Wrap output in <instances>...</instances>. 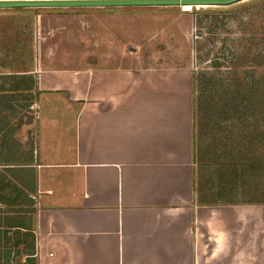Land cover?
Wrapping results in <instances>:
<instances>
[{
  "label": "crops",
  "instance_id": "1",
  "mask_svg": "<svg viewBox=\"0 0 264 264\" xmlns=\"http://www.w3.org/2000/svg\"><path fill=\"white\" fill-rule=\"evenodd\" d=\"M94 62V68L17 72L40 74L30 75L39 107L35 139L30 156L20 152L18 162L34 199L26 216L32 228L23 220L0 226L23 229L25 258L36 264H264V205L197 197L189 76H174L188 89L165 107V70H128L121 59Z\"/></svg>",
  "mask_w": 264,
  "mask_h": 264
},
{
  "label": "rangeland",
  "instance_id": "2",
  "mask_svg": "<svg viewBox=\"0 0 264 264\" xmlns=\"http://www.w3.org/2000/svg\"><path fill=\"white\" fill-rule=\"evenodd\" d=\"M40 12L45 13L41 18ZM251 19L256 22L249 24ZM89 56L121 59L122 68L137 72L165 70V107L169 97H183L188 89L174 76H189L198 199L239 201L242 208L264 205V165L253 171L246 160L255 151L264 161V0L221 6L0 8V201L5 200L0 222L23 220L32 228L26 216L34 199L27 197V170L18 162L20 152L30 156L35 139L39 107L30 75L40 74L17 72L96 67ZM252 83L263 93L256 107L248 90ZM161 105L155 99L154 106ZM256 118L262 123L255 126ZM24 233L1 227L0 264H36L25 258Z\"/></svg>",
  "mask_w": 264,
  "mask_h": 264
},
{
  "label": "water",
  "instance_id": "3",
  "mask_svg": "<svg viewBox=\"0 0 264 264\" xmlns=\"http://www.w3.org/2000/svg\"><path fill=\"white\" fill-rule=\"evenodd\" d=\"M242 0H0V8H73L229 5Z\"/></svg>",
  "mask_w": 264,
  "mask_h": 264
},
{
  "label": "trees",
  "instance_id": "4",
  "mask_svg": "<svg viewBox=\"0 0 264 264\" xmlns=\"http://www.w3.org/2000/svg\"><path fill=\"white\" fill-rule=\"evenodd\" d=\"M255 22H256V20H252L251 19V22L249 24H252V23L254 24ZM247 26H248V28H247L248 31L249 30H253V28L250 25H247ZM250 86H251V88L248 89V90L250 91V94L251 95L254 94L252 100L255 99V102L254 103H256V104H253V101L252 100H250V101L248 100V98H249V95H248L247 96V99H246L247 107H250L252 104L254 105V107H256L255 105H259L261 103V98L263 97V95H262L263 93H261V91H255V90H253L254 87H255V83H252ZM247 107H246V109H247ZM251 109L252 108H250V110ZM251 114L253 115L254 113H251ZM252 115H250V116L253 118L254 115L253 116ZM254 122H255V126L262 123V122H260V118L254 119ZM261 132H263V130H261ZM254 152H253L252 156L249 157V159L246 158L247 165L250 168V170L258 171L264 165V161L261 158H259V160H258L256 154L254 155ZM236 179H237V176L234 175V180L236 181ZM0 230H1V226H0ZM26 259H28L29 261H32L33 260V259H31V257H27Z\"/></svg>",
  "mask_w": 264,
  "mask_h": 264
},
{
  "label": "bare ground",
  "instance_id": "5",
  "mask_svg": "<svg viewBox=\"0 0 264 264\" xmlns=\"http://www.w3.org/2000/svg\"><path fill=\"white\" fill-rule=\"evenodd\" d=\"M185 6H188V5H185ZM202 6H205V5H202Z\"/></svg>",
  "mask_w": 264,
  "mask_h": 264
}]
</instances>
